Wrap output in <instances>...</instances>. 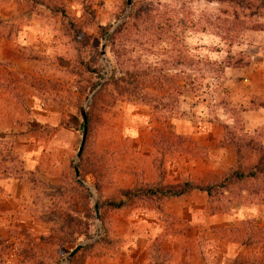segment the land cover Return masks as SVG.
Returning a JSON list of instances; mask_svg holds the SVG:
<instances>
[{
	"label": "rangeland",
	"instance_id": "374dc122",
	"mask_svg": "<svg viewBox=\"0 0 264 264\" xmlns=\"http://www.w3.org/2000/svg\"><path fill=\"white\" fill-rule=\"evenodd\" d=\"M263 6L132 0L126 16L128 0H0V264L264 260V176L211 198L150 193L221 183L264 157V126L246 132L248 106L226 86V68L249 63L251 38H220L233 15L247 28ZM84 111L89 188L75 174ZM250 140L259 155H237Z\"/></svg>",
	"mask_w": 264,
	"mask_h": 264
},
{
	"label": "crops",
	"instance_id": "0c3cea01",
	"mask_svg": "<svg viewBox=\"0 0 264 264\" xmlns=\"http://www.w3.org/2000/svg\"><path fill=\"white\" fill-rule=\"evenodd\" d=\"M229 2L230 0H220V5ZM253 16L254 22L248 24L250 27L241 28L236 25L235 21L239 17L233 15L234 20L230 26L220 28V38L248 37L251 41L246 46L250 50L255 49L244 67L234 65L226 68V86L232 91L234 104L244 103L245 107L248 106V110L243 113L246 132H254L264 126V10Z\"/></svg>",
	"mask_w": 264,
	"mask_h": 264
},
{
	"label": "trees",
	"instance_id": "16d2710c",
	"mask_svg": "<svg viewBox=\"0 0 264 264\" xmlns=\"http://www.w3.org/2000/svg\"><path fill=\"white\" fill-rule=\"evenodd\" d=\"M240 1H243V3H244L246 0H240ZM235 16L237 17V15H235ZM235 23L237 24L238 22L235 21ZM238 25H240V24H238ZM106 86H107L106 84L103 85L101 90L105 89ZM99 93L100 92H98L93 97V99L91 100L90 107L93 106V104H94L93 102L97 98V95ZM87 119H88V134H89V124L91 123V120H92L91 112H89L87 114ZM235 150L237 152V155H240L243 152V150H250L251 153L255 152L258 155L260 153V147L255 145V142L253 140H250L249 142H246L243 145L238 144L237 146H235ZM260 175L264 176V157L258 156V158L256 159V163H254L249 168V174H244L241 171H235L231 175H226V176L222 177L221 183H220V181L219 182L210 181V182H208L202 186L198 182H195L193 180H187L182 184V187H183L182 191H169V192H167V191H164L162 189H158L155 191H150V193L155 195V196L159 194L162 197L176 198V197H181L183 195H186V194L190 193L192 190H200L202 192L207 193V195L211 198V197H213L216 190L226 189L231 180H235L237 182H244L248 179H253V180L258 179ZM180 186L178 185L177 187L179 188ZM124 205H125V202H123V201H121L119 203L112 202L109 204V206L114 208V209H122L124 207ZM234 264H264V260L263 259H260V260L254 259V260L249 261L248 259L244 260V259L236 258L234 260Z\"/></svg>",
	"mask_w": 264,
	"mask_h": 264
},
{
	"label": "water",
	"instance_id": "95a60500",
	"mask_svg": "<svg viewBox=\"0 0 264 264\" xmlns=\"http://www.w3.org/2000/svg\"><path fill=\"white\" fill-rule=\"evenodd\" d=\"M131 5H132V0H128V8H127V12H126V16L128 15V12L131 8ZM122 23V19L120 20V22L118 23V25L112 30L110 31L107 36L105 37L104 39V44L102 46V56H105L106 55V48H107V42L110 38V36L112 34H114L117 30V27L119 26V24ZM104 85V83L100 84L99 88L94 91L90 96L89 98L86 100V103L84 105V107H87V105L89 104V102L92 100V98L97 94V92L102 88V86ZM83 118H84V124H85V129H84V134H83V138H82V142H81V146H80V149H79V152L77 154V160L75 162V174H76V178H77V182L82 185V186H85L87 188H89L86 183L81 179V173H80V165H79V162H80V159L82 157V154L84 152V148H85V145H86V142H87V136H88V119H87V112L84 111L83 112ZM92 192H94V190L91 189ZM94 209H95V212H96V216H97V219L99 221H101V216H100V212H99V207L96 203V199L94 198ZM84 244H80L79 246H77L75 248V250L68 256L67 258V261L69 262L71 260V258L77 253L79 252L82 248H83Z\"/></svg>",
	"mask_w": 264,
	"mask_h": 264
}]
</instances>
